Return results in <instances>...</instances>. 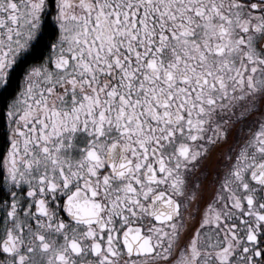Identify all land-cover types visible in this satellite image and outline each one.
I'll use <instances>...</instances> for the list:
<instances>
[{"label": "snow or ice", "instance_id": "6c2138e0", "mask_svg": "<svg viewBox=\"0 0 264 264\" xmlns=\"http://www.w3.org/2000/svg\"><path fill=\"white\" fill-rule=\"evenodd\" d=\"M0 264H264V0H0Z\"/></svg>", "mask_w": 264, "mask_h": 264}]
</instances>
